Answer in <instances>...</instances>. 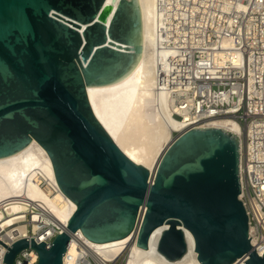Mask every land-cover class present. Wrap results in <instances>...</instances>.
I'll return each instance as SVG.
<instances>
[{"label": "water", "instance_id": "obj_1", "mask_svg": "<svg viewBox=\"0 0 264 264\" xmlns=\"http://www.w3.org/2000/svg\"><path fill=\"white\" fill-rule=\"evenodd\" d=\"M106 0H0V158L22 150L43 114L53 122L41 146L55 180L76 207L49 244L21 237L2 264L31 246L37 264H63L77 231L94 242L135 234L149 246L163 228L157 250L168 260L187 252L185 230L201 264H264L248 235L239 198L240 139L220 127H190L175 136L153 171L129 158L94 114L87 86L125 76L141 53L118 48L142 45L138 0H118L105 37L80 59L79 30L53 13L81 24L93 22Z\"/></svg>", "mask_w": 264, "mask_h": 264}, {"label": "built area", "instance_id": "obj_2", "mask_svg": "<svg viewBox=\"0 0 264 264\" xmlns=\"http://www.w3.org/2000/svg\"><path fill=\"white\" fill-rule=\"evenodd\" d=\"M156 2L157 36L162 38L158 47L165 51L157 84L170 96L172 110L190 117L191 126H207L208 120L226 116L239 124V198L248 217L250 243L257 253L264 251V0ZM18 197L25 209L12 225L24 223L27 233L7 235L0 226V240L9 246L21 237H33L49 244L66 224L57 222L37 200ZM78 232L71 239L79 243ZM6 250L0 243V264ZM121 258L105 261L83 252L73 264H122ZM37 260V251L28 246L13 264Z\"/></svg>", "mask_w": 264, "mask_h": 264}, {"label": "bare ground", "instance_id": "obj_3", "mask_svg": "<svg viewBox=\"0 0 264 264\" xmlns=\"http://www.w3.org/2000/svg\"><path fill=\"white\" fill-rule=\"evenodd\" d=\"M118 0H106L93 22L81 24L53 13L60 20L79 30L83 37L80 59L86 60L96 46L107 44L106 27ZM141 13L142 45L118 48L141 53L135 67L122 78L101 85L87 86V95L92 110L116 144L134 162L153 171L164 148L175 136L191 126L190 117L179 116L171 108L167 91L157 84L156 73L165 51L159 49L157 36L156 0H138ZM53 119L43 114L35 125L25 147L9 156L0 158V226L7 235H24V223L12 225L25 209L18 196L37 200L50 210L57 222L65 223L75 210V203L63 194L57 185L50 158L41 141ZM207 126L223 128L238 134L239 124L230 117L208 120ZM193 127V126H191ZM206 127V126H201ZM39 182H43L42 186ZM166 226H158L151 234L145 249L136 245L135 234L122 238L94 242L79 231L78 243L71 239L64 256V264H73L81 253H90L94 258L113 260L127 249L122 264H201L194 250L192 234L185 230L187 252L177 260L166 259L158 250L157 242ZM36 227L34 226V229ZM126 251V250H125Z\"/></svg>", "mask_w": 264, "mask_h": 264}, {"label": "rangeland", "instance_id": "obj_4", "mask_svg": "<svg viewBox=\"0 0 264 264\" xmlns=\"http://www.w3.org/2000/svg\"><path fill=\"white\" fill-rule=\"evenodd\" d=\"M176 136V133H173V137ZM126 250V251H125ZM124 252L121 254L122 255V258L121 259H124L125 256L127 255V249H125Z\"/></svg>", "mask_w": 264, "mask_h": 264}]
</instances>
